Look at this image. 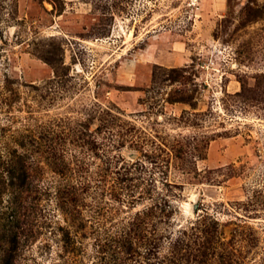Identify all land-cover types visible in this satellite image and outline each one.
I'll return each mask as SVG.
<instances>
[{
    "label": "rangeland",
    "instance_id": "obj_1",
    "mask_svg": "<svg viewBox=\"0 0 264 264\" xmlns=\"http://www.w3.org/2000/svg\"><path fill=\"white\" fill-rule=\"evenodd\" d=\"M0 264H264V0H0Z\"/></svg>",
    "mask_w": 264,
    "mask_h": 264
}]
</instances>
